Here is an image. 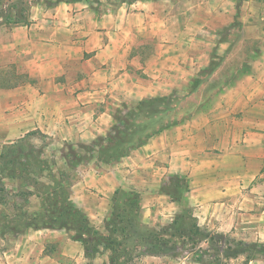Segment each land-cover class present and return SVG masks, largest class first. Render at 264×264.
<instances>
[{
	"label": "crops",
	"instance_id": "1",
	"mask_svg": "<svg viewBox=\"0 0 264 264\" xmlns=\"http://www.w3.org/2000/svg\"><path fill=\"white\" fill-rule=\"evenodd\" d=\"M15 3L0 15V162L7 148L22 151L20 138L38 133L46 142L30 145L40 161L35 183L69 184L67 199L102 233L117 198L135 196L128 241L137 240L140 250L179 215L206 231V240L248 227L261 235L264 25L239 17L258 2ZM178 96L192 103L184 117L118 159L101 156L126 113L151 99L173 103ZM29 189L23 211H44L50 193ZM29 223L9 231L0 223V264L110 260L103 246L88 257L65 228ZM148 230L150 237L143 235ZM51 243L58 252L48 250ZM141 253L138 264L199 263L191 255L177 260Z\"/></svg>",
	"mask_w": 264,
	"mask_h": 264
},
{
	"label": "rangeland",
	"instance_id": "2",
	"mask_svg": "<svg viewBox=\"0 0 264 264\" xmlns=\"http://www.w3.org/2000/svg\"><path fill=\"white\" fill-rule=\"evenodd\" d=\"M20 1L25 0H0V15L10 12L8 8L11 9V5L16 4L15 2L19 3ZM246 1L248 0H238V3L244 5ZM254 1L258 2L257 5L259 6L257 9L254 7L252 9L244 8L239 17L241 19V16H247L248 19L253 18L255 21L257 20L258 23L260 22L261 25H264V0ZM246 4L247 3H245V6ZM253 11H256V14L250 16L249 14L253 13ZM245 13L246 15H244ZM239 17L237 19H239ZM175 101L176 102L173 103L169 102L156 105L154 106V109H152V107L150 111L155 112H150L151 115L149 116H143L140 113L136 114V117L131 119V123L129 122L130 125L128 124L130 128L128 129V125L126 128L123 127V141L127 139V136L132 137V139L130 141L121 142L119 150H125V147H128L130 142H135L137 139L136 136L140 135L141 137L142 135L140 132H149L151 131L150 129H155L159 125L168 124L173 119H180L181 117H184L186 115L185 113H187L189 108L192 107V103L186 102L185 97L178 96L175 98ZM149 118L150 120L147 124L142 123L141 120ZM40 139L41 137L38 133L31 132L17 141V145L22 151L15 152L14 150L11 151L10 148L5 150L4 160L0 162V204H4V206H0V223L5 230L9 231V229H21L22 227L27 226L26 223L28 221L33 220V214L28 212V210L23 211V208L21 207H25L29 204V196L33 192L29 187L32 186L34 191H48L51 195L48 201L53 204L50 209H48L49 212L47 210L41 212L37 221L41 223L49 222L54 226L53 228L55 230L61 229V227L56 226H61V224L67 223L68 228L65 229L67 230V233L73 237L75 229L80 225V218L77 209L74 210L73 207L69 205L68 200L65 199L70 185L66 183L59 185H42L35 183L38 176L37 166L40 161H37L31 156V154L36 156V152L30 145L46 142L45 140L41 141ZM108 153L115 155L117 152L114 148H111L108 150ZM49 158L53 162L57 159L53 156ZM55 170L51 168L53 174L56 173ZM17 174H19L18 181L14 184L12 177ZM125 196L129 199H135L133 195ZM55 198L57 200H55ZM58 201L60 202L59 206H57ZM17 203L19 204L18 206ZM5 204L7 206H5ZM67 218L68 221H64ZM3 227L0 228L3 229ZM258 228L261 230L260 227ZM190 229L191 231L188 230L183 237H180L179 235L171 236L169 234H163L162 231L158 230V233L163 234L161 237H165L171 241V252L168 253L170 257L178 260V258L185 255H191L194 259H198V264H209L210 262H215L216 264H264V256H261L258 253L255 254L253 248L249 249L248 245H246L247 243L253 242L264 243V231L259 237H257V230L248 227L242 228L241 231L239 230L237 233H220L224 235L221 236V239H219L216 233L213 234V238L210 237L209 240H206V231L197 234L195 233L194 228L190 227ZM150 234L151 231L148 230L144 231L143 235L150 237ZM136 241L137 240H134L133 238L130 240V257L126 264H138L139 262V258L137 257L142 253L139 248L134 247ZM53 247L56 246L51 243L48 250L50 252L53 250L58 252V249ZM248 255L252 256V258H248ZM124 257H122V259H126V256ZM199 257L202 259H199Z\"/></svg>",
	"mask_w": 264,
	"mask_h": 264
},
{
	"label": "trees",
	"instance_id": "3",
	"mask_svg": "<svg viewBox=\"0 0 264 264\" xmlns=\"http://www.w3.org/2000/svg\"><path fill=\"white\" fill-rule=\"evenodd\" d=\"M166 104L169 103L166 99H151L149 101L143 102L141 105L138 106L137 109L131 110L128 113L124 115V117L121 119L120 123L116 124L113 127V132L111 135L108 136L107 138V145L101 150V156H105L109 159H118L123 155H126L130 149L139 146L141 143H143L152 132L159 128H163L166 125H159L155 129H150L151 131L149 132H140L142 135L140 137L136 136V141L135 142H130L128 144V147H125L126 149L119 150V145L121 142L125 141H130L132 137L127 136V139L123 141L122 135L124 134L123 127H127V125H130V121L132 118L136 117V114H142L143 116H149L151 115L150 112H155V111H150L151 108L154 109L156 105L159 104ZM150 120L149 119H143L141 120L143 124H147V122ZM176 121V120H175ZM130 122V123H129ZM128 125V126H129ZM130 126L128 127V129ZM127 135V134H126ZM114 148L117 153L115 155H111L108 153V150ZM74 156V155H73ZM75 158V157H74ZM128 195V194H125ZM125 195H121L117 200L115 201V205L112 211V214L107 221L106 228H107V233H102L99 230L95 229L92 227L85 215L77 209L68 199L67 195L65 197L66 200H68L69 205L73 207L74 210L77 209L79 218H80V225H78L77 229H75V233L73 235V238L75 240L81 241L85 248H86V254L88 257H92L96 255L98 252L101 251L100 247L103 246L104 249H109L111 251L110 255V260L106 264H126L127 260H129L130 253H129V238L133 236V214H135V205H136V197L134 196L135 199H129L126 198ZM123 199H126V203L123 202ZM55 200H57L55 198ZM59 206L60 202L58 201L57 203ZM52 203H48L46 205L45 210L49 212L48 209H50ZM129 205V206H128ZM133 208V211H132ZM44 210V211H45ZM40 211L32 216L33 220L28 221L26 224H31L35 223V225H48L50 227L52 226L49 222H39L37 221V218L39 215H41ZM46 213V212H45ZM64 221H68V218L65 219ZM56 227H61V228H68L67 223L61 224V226H56ZM190 227L194 228L195 233H201L197 227L196 222L193 219L190 218H185L184 215H179L177 218L174 220V222L168 226L163 227L161 230L163 234H169L171 236H177L179 235L180 237L184 236L188 230L191 231ZM162 233H158L155 235V238L146 241L142 243V252L143 253H151V254H168L171 252V241L170 239H166L163 236ZM213 234L210 235L211 238H213ZM219 239H221V236H224L223 234L217 233L216 234ZM177 243V242H176ZM180 243V242H179ZM183 243V242H182ZM181 244V243H180ZM184 245V244H183ZM249 249L253 248V251L255 254H259L261 256H264V243L262 242H253V243H247ZM126 256V259H122V257ZM125 258V257H124ZM248 258H252V256L248 255ZM199 259H202L199 257ZM93 264V263H89ZM209 264H216L215 262H210Z\"/></svg>",
	"mask_w": 264,
	"mask_h": 264
}]
</instances>
